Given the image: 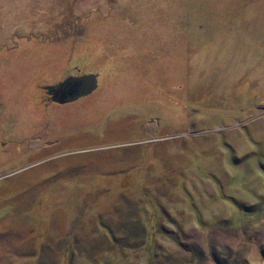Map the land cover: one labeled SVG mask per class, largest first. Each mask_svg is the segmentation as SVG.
I'll return each instance as SVG.
<instances>
[{
  "label": "rangeland",
  "instance_id": "rangeland-1",
  "mask_svg": "<svg viewBox=\"0 0 264 264\" xmlns=\"http://www.w3.org/2000/svg\"><path fill=\"white\" fill-rule=\"evenodd\" d=\"M0 264H264V0H0Z\"/></svg>",
  "mask_w": 264,
  "mask_h": 264
},
{
  "label": "water",
  "instance_id": "water-1",
  "mask_svg": "<svg viewBox=\"0 0 264 264\" xmlns=\"http://www.w3.org/2000/svg\"><path fill=\"white\" fill-rule=\"evenodd\" d=\"M98 87L96 75H85L81 77H71L65 80L60 89L59 103H69L85 97L95 91Z\"/></svg>",
  "mask_w": 264,
  "mask_h": 264
},
{
  "label": "flooded vegetation",
  "instance_id": "flooded-vegetation-1",
  "mask_svg": "<svg viewBox=\"0 0 264 264\" xmlns=\"http://www.w3.org/2000/svg\"><path fill=\"white\" fill-rule=\"evenodd\" d=\"M73 77H81V76H84V75H81V74H71ZM71 75H69L67 78H66V80L68 79V78H71L72 76ZM65 81V79L63 80V82ZM97 81H98V87H97V89L99 88V79H98V77H97ZM62 82V83H63ZM60 89V88H59ZM59 89H58V91H57V94H56V96H52V103H56L57 105H67V104H72V103H75V102H77V101H79V100H81V99H83V98H85V97H81V98H79L78 100H76V101H73V102H69V103H59V102H57L56 100L58 99V97H59ZM96 89V90H97ZM95 90V91H96Z\"/></svg>",
  "mask_w": 264,
  "mask_h": 264
}]
</instances>
